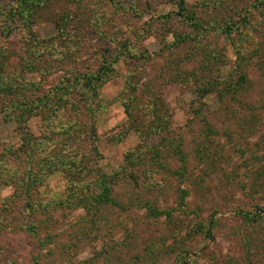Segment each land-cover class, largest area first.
I'll return each instance as SVG.
<instances>
[{
	"label": "rangeland",
	"instance_id": "1",
	"mask_svg": "<svg viewBox=\"0 0 264 264\" xmlns=\"http://www.w3.org/2000/svg\"><path fill=\"white\" fill-rule=\"evenodd\" d=\"M173 1L49 0L29 29L48 41L38 46L23 19L9 16L21 0H0L3 76L36 84L28 100H58L68 81L76 83L74 76L107 70L93 101L103 105L93 145L107 176L123 168L113 196L119 205L62 204L69 193L65 175L45 179L32 207L18 202L13 220L0 229V264H264V0H186L208 32L198 43L164 50L176 38L194 35ZM67 14L70 28L82 29L85 40L60 37L56 20ZM30 51L37 58L31 53L27 59ZM105 58L109 62L101 64ZM28 62L45 67L25 73ZM241 73L248 95L240 105L231 102V111H222L218 93L200 89L203 80L235 81ZM77 80L65 98H88L82 76ZM132 87L137 106L130 118L123 103H133ZM157 97L169 110L167 132L143 137L130 120L151 121L149 106ZM47 110L30 117L35 136L55 119ZM86 114L82 124L89 125ZM64 116H71L70 107ZM17 128L0 113V156L20 143ZM164 137L171 148L162 144ZM63 143L53 136V156ZM83 145L90 154L88 139ZM14 191L0 183V206ZM152 206L162 214L155 216Z\"/></svg>",
	"mask_w": 264,
	"mask_h": 264
},
{
	"label": "trees",
	"instance_id": "2",
	"mask_svg": "<svg viewBox=\"0 0 264 264\" xmlns=\"http://www.w3.org/2000/svg\"><path fill=\"white\" fill-rule=\"evenodd\" d=\"M173 2L176 5L175 13L182 17L183 22L193 29L192 33L194 35H182L180 38H176L174 43L170 44L168 47L165 46L163 48L164 50L180 49L181 46L185 45V42L198 43L200 41L199 37H205V33L208 32V29H206L205 25L200 22L197 14L192 9L194 6H189L186 0H174ZM214 5L215 4H212L213 7ZM49 6V0H21V8L14 13L11 10L9 12L12 21L15 19V15L23 19L26 29L30 33L31 39L34 44L38 46L42 43H48V41L42 42L30 32L29 29L32 17L37 15V13L41 14ZM249 13L250 12L245 13L244 19L247 18ZM71 21L72 16L69 14L64 16V18L56 20V23L61 30L60 37L67 38L69 37V33H71L72 35H75L78 40H85L86 34L84 35L82 33V29L70 28L72 26ZM214 23H216V21ZM30 45L28 43V46ZM129 45L131 46V44ZM50 47L51 45L47 46L48 51ZM0 53H2V49L0 50ZM31 53L32 52L30 51V54L26 55L27 59H30ZM32 54L37 58L36 51ZM106 62H109V60L105 58L101 64ZM50 64L51 66H54L51 61ZM24 66L26 67L25 73L28 71H43L42 69L45 67L44 63L42 64V67H40V64H35L33 62L25 63ZM48 71L49 69H44L45 73ZM50 72L51 71L48 73ZM4 74L6 73L0 65V113L9 120L14 119L18 123L17 133L19 135L20 143L17 146H10L6 150L7 152L0 156V183L5 187L12 186L15 189L13 195L6 198L0 206V229L5 230V227H8V220H13L14 212L16 211L15 208L18 207V202L23 201L24 208L25 206H27L26 208H31L34 202L33 200H35L34 196L40 192L39 190L43 187L42 183L44 180L60 173L65 175V179L68 183L67 189L69 190L68 196L61 201L62 204L77 202L80 205H84L87 209L93 206V202L99 204L119 205V201L117 198H113V196L115 193L114 187L121 174H123V168H119L113 174L107 176L99 168L98 164L101 156H99L97 147L93 145L94 142H96L93 138L96 134L95 125L98 122L97 112L99 109H103L101 108L103 107L102 102L94 103L93 101H95L100 87L104 84L105 78L108 77L107 70L99 69L98 72L94 73L78 74L76 77L74 76V78H72V80L76 82L74 84L68 81V84L61 88L63 91L60 90L65 96L76 90L77 84L80 82L77 80L79 75L82 76L83 85L88 87V92L90 93L86 95L88 97L86 99L80 96L78 100L73 99V101L72 99L69 100L68 97L65 98V96H62L58 100H56L55 97L53 100H50L48 99V95L28 100L29 98L27 97H31L33 95L31 93H35L34 90H38L35 86L36 84L28 83L20 79V81L12 82V80L6 79L3 76ZM192 76L197 78L199 72L191 73V77ZM173 79L176 80L175 76ZM203 82L204 83L200 89L206 95L213 92L218 93V100L223 108V112L232 110L230 105L231 102H237L240 105L241 100L243 98L245 99L248 95L246 93L247 87L243 73H241L240 77L235 79V81L230 78L220 79L219 81L215 78H209L203 80ZM220 87L222 89H220ZM129 92L134 93L133 103L130 105L128 102H124L123 105L125 106L127 114L131 118L133 117L132 111L137 106L136 87H132ZM68 107H70L71 116L65 117L64 114ZM138 107L140 106L138 105ZM242 107L243 108L241 109L247 108L245 102ZM43 108H48L47 111L50 112L51 115H55V119L49 118L46 120V124L50 129L42 135L44 137H40L35 136L30 132L29 120L30 117L43 112ZM149 109V113L153 115V119L151 121L144 120L138 122L131 119L130 121L133 124V130L138 131L143 137L150 135H164V133L167 132L166 129H168V122L167 124L165 123L169 111L167 106L157 97L156 100H152V105L151 107L149 106ZM86 111L87 114L85 113ZM85 114L91 119V124L89 125H86V123L82 124V116ZM204 119L205 118L202 120L203 122ZM210 124L211 123L208 120L205 125L208 126ZM141 126L142 128H140ZM208 128H212V126H208ZM83 129L87 130L83 131ZM55 134L63 137L65 143L62 145L63 151L59 154H56L57 149L54 148L53 156L51 144L53 143V136ZM86 139H88L90 154H87V148L83 145V142L85 143ZM118 139L120 141L122 138ZM55 144L57 145L58 143ZM55 144H53V147L56 146ZM162 144L169 148L173 145L167 137H164ZM200 148L202 147L198 146V149ZM6 158L9 160L8 163H5L7 160ZM148 166L150 167V165ZM145 170L148 172V168ZM94 173L96 175H94ZM91 187L95 188V191H92ZM47 205H44L43 208H46ZM152 213H154L155 216L162 214V212L153 206Z\"/></svg>",
	"mask_w": 264,
	"mask_h": 264
}]
</instances>
